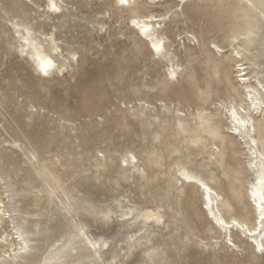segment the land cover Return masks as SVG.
<instances>
[{
    "label": "rangeland",
    "instance_id": "1",
    "mask_svg": "<svg viewBox=\"0 0 264 264\" xmlns=\"http://www.w3.org/2000/svg\"><path fill=\"white\" fill-rule=\"evenodd\" d=\"M34 2L40 3L0 0V197L12 214L2 230L11 231L16 224L36 229L29 238L31 252L21 264L49 261L53 244L71 237L80 222L91 223L87 211L104 210L112 199L120 200L124 211L160 206L163 223L149 224L148 235L142 218L135 221L130 215L120 222L119 209L109 225L91 223V233L110 245L94 264H262L243 233L244 243L232 238L241 245L237 249L210 229L196 186H181L176 173L181 165L198 172L224 198L219 208L227 219L243 210L249 224L254 223L245 199L252 176L246 170L247 148L241 137L228 132L229 119L221 107L245 103L242 85L229 52L211 45L259 49L264 21L255 6L264 11V0L142 1L139 14H161L157 29L182 68L174 82H166L163 63L129 25L130 8L117 6L116 0H66L68 13L53 20L55 25L45 24L43 6ZM182 4L189 7L182 9ZM12 22L31 26L39 38L45 32L54 36L61 49L59 68L66 70L38 76L19 52ZM73 55L77 60L70 59ZM242 58L253 72L255 59ZM209 125L215 126V135ZM14 141L21 146H12ZM129 153L138 159V169L130 167L118 180ZM220 160L227 161L223 171ZM238 170L241 182L235 183ZM52 186L60 187L54 202L62 216L52 214L46 200ZM233 186L241 192L240 206ZM83 198L88 201L80 203ZM229 199L231 210L225 208ZM80 253L76 246L63 261L85 264Z\"/></svg>",
    "mask_w": 264,
    "mask_h": 264
},
{
    "label": "bare ground",
    "instance_id": "2",
    "mask_svg": "<svg viewBox=\"0 0 264 264\" xmlns=\"http://www.w3.org/2000/svg\"><path fill=\"white\" fill-rule=\"evenodd\" d=\"M38 1L40 2L39 4H38V2H34V3L37 6H43V9H44L43 12L47 15L46 19H48V21L45 20V24H48V23H54L55 24V21H53V20L60 21V20L64 19L68 13L69 8L67 6L66 0H56L57 5L61 7V11L56 12V13L50 12L48 10V0H38ZM142 1H144V0H130V3L133 4V6L130 7L131 12L133 14L129 18V25L131 24V26H134L131 22L132 19H138L139 21L142 22V24L145 27L149 28V31L151 32L152 37L155 38V41L157 43L161 39L163 40L164 50L162 51V53H160L158 55L154 51V49L151 47L153 40L148 38L147 36L141 34L139 29L137 28L138 31H136V34L138 35V37L140 39L145 40V42H146L149 50L151 51V53L156 55L159 58V60L163 63V71H164L166 77H167V73H168L169 68H177L181 71L182 68H180V64L176 61V57L173 54H171L167 49L166 37H164L162 33H159V31L157 29L160 27V24H161V22H160L162 19L161 14H156L154 12H147L144 14H139L138 11L142 8ZM145 1H146V3L153 4V3L159 2L161 0H145ZM178 1H186V0H178ZM63 3H65V4H63ZM255 9L258 10L260 17L264 21V11L257 6H255ZM149 17H152L153 19H149ZM12 24L15 28V32H16L17 27H20V28L29 27L33 31V28L31 26H25L24 23L12 22ZM156 25H159V27H156ZM34 33L36 34V32H34ZM42 35H43V37L39 38V40H41V41L44 39L45 36H49L50 34L45 32ZM217 47H219L221 49L220 52H222V53L229 52V55H230L229 58L234 61V63H235L234 66H236L237 64L240 65L239 68H237V67L235 68V72H237V74L239 76L238 82L241 83V85H242V91H241L242 101H244L246 103L247 89H249V88L253 89V91L255 93V98L259 99L260 98V92H261L260 81H261V79H264V76H262V73H261V64H260L262 53H264V38H263V42L261 44V47L257 50H254V51H247L245 48H243L241 46H237V45L231 46L229 49L220 47L219 45H217ZM237 49L241 50V55L236 54ZM243 55H250L252 58L255 59V62H254L255 70L253 72H250L248 70L249 66L246 64L247 62H243V59H244V58H242ZM28 60L31 64V67L34 70V72L38 76L41 77L42 75L36 71L35 66L32 63V61L29 58H28ZM63 67H64V64H63ZM58 71H59V69H58ZM180 71H179L178 75L180 74ZM53 73H54V71H53ZM223 105L227 106L229 111L231 110V107L233 105L237 109H239V107L241 106L240 104H237L234 102L226 103ZM250 108H251V103L248 102L246 104L245 111L247 112ZM225 115L229 119V124L227 125L229 128L230 123H231V117L229 115H227L226 113H225ZM251 115L253 118H255L259 114L257 112H252ZM260 117L264 118V115H261ZM259 121L260 120L256 121L257 128H259V125H260ZM203 122H205V119H203ZM209 126L211 128L210 134L215 135L216 134L215 126H213V125H209ZM229 133L232 135H236L235 133H232V132H229ZM242 140L244 143V148H247L246 155L249 159V161L246 165V170L251 172V175H252L251 179L248 181V184H247L246 189H245V199L251 205L252 215L254 217V223L252 225L249 224V218L247 217V213H245L242 210L237 215L234 213L231 214L230 217L227 219V223L229 225H231L232 219H236L241 224V228H237L235 226L221 227L220 225H218L215 222V220H213L208 215V210L204 207V204L207 203V201L204 199V197L207 196L209 198V200H211L213 210L215 211L218 208L219 209V215L221 217H225L221 213V210L219 208V204H220L219 202L220 201L217 200V197L218 196L220 197V193L214 188V186L211 184V182H209L206 178L202 177L198 172H196V171H194L188 167L187 168L190 170V174L194 175L197 179H200L205 184H207L208 187L211 188V190H212L211 192H205V190L203 188H201L199 184H196L193 181L183 180L182 178H180L177 175V173H176V177H177V181H180L181 186H183L185 184L196 186L197 190L200 193L201 212L203 213V215L207 219L210 220V222L212 224V227L210 228L211 230L216 229L219 232L220 236L224 235V238H227V243H228L229 239H231L232 245H234V247L237 249H240L241 245L237 244L232 238L234 236L238 243H242L243 239H242L241 233H243L245 238H246L247 244H249L250 247L252 248L253 252L256 253L257 252L256 247L258 245H260L262 243V241H264V232L257 231V228H259V225L256 223V221L258 220V213L256 211L255 205L252 203V197L250 194L249 185L254 184L255 181L260 176V171H261L260 157L262 155H264V143H261L260 146L257 148L256 155L253 158L252 151H251V148L249 146L250 140L246 141L243 138H242ZM12 146L16 147V146H21V145L17 141H14L12 143ZM32 155L35 156V161L38 162L36 154L34 152H32ZM132 155H134V154H132ZM213 155H214L213 153L210 154V161H209L210 164L214 163L213 162ZM123 159H122V163H123ZM253 159L255 160V167L250 166L253 162ZM136 160L138 162L137 158H136ZM137 162H136V167H135L134 171L138 169ZM54 163L55 162H53L52 165H54ZM123 166H125V165L123 164ZM182 166L183 165L178 166L177 171ZM130 167H132L131 160H129V164L126 168L121 167L119 169V172L116 175V178L118 180L121 178H125L126 173ZM47 169L49 170V168H47ZM50 172L53 175L55 183L56 184L59 183V180H58L57 176L54 175V172L53 171H50ZM240 173H241L240 170L235 171L233 173L235 183L241 182ZM58 192H60V187H58V188L55 186L50 187L49 190L47 191V194H46V200H47L48 204L53 206L51 213L52 214H59L60 216H62L61 209L54 202V199L58 197V195H57ZM231 193H232V196L234 197V199L236 200V204L238 206H240L241 192L237 188H235V186H233L231 188ZM4 195H6V192ZM73 197L76 198V195L73 194ZM86 201H88V199L83 198L80 203H84ZM6 203L7 202H4V197H0V205L3 206V209H2L3 214L0 215V264H15V263L21 264V259L31 252V246L29 244L30 251L28 253H21L20 248L22 247V241L17 239V234L22 233L23 236L25 237V241L29 243V241H30L29 238L32 236L31 233H35L36 229L34 228V231L22 230L21 227L18 226V224H16L13 226L14 230L13 229L11 231L2 230L3 228H5L4 225L6 224L8 219H10V218L12 219V214L8 213L9 210L6 208ZM92 207H93V204L89 203V208H92ZM157 208L160 209V206L144 207V208H138L136 206H132V207H127V211H124L122 202L120 200H117V199H112L108 203V207L106 209H104V210L101 209L100 211H95L94 209H92V210H88L87 212H88V214H90L92 216L90 222L94 223V222L99 221L98 216H99V213L101 211H103V212L111 211L113 213L115 209H119L121 212V215L126 217V219H122V218L120 219V222L123 223L124 221H126L130 218L129 217L130 215H132L131 218L135 217L136 218L135 221H136L137 219H139L138 216L142 212L154 210ZM142 220L144 222V225L147 227L145 229V232L148 235H150L151 231H149L148 226H149V224L154 223V222L146 221L143 218H142ZM91 223L80 222L76 228L75 233L71 237H69L66 240H62L61 242L53 244L52 250L49 252V258H48L49 262L52 261V262H55L54 264H57V261H63L68 256L69 251L74 250V248H76V246L80 249V251H81L80 256L82 257V259L85 260V262H86L85 264H94L97 262V260L101 259L102 258V252L105 253V251L109 249L110 245L108 244V241L104 240L101 236H94V234L91 233V231L89 230L90 227L92 226ZM103 224L105 226H107L110 224V222L103 223ZM81 226L87 230V235L93 243H99L100 244V247L98 250H93L92 248H90L88 243L79 237V232L77 231V229ZM245 226L247 227V230H244ZM253 232L255 233V235H251V233H253ZM139 238H146V234L141 235ZM37 239H39V238H37ZM133 240L134 239H132V238H131V240L129 239V241H133ZM104 244H107L108 247L105 248ZM5 247H7V249ZM13 252H15L16 255H12ZM257 253H259V252H257ZM106 260H107V258L102 259V261L104 263L106 262ZM119 262H120V264H124V262L121 260H119Z\"/></svg>",
    "mask_w": 264,
    "mask_h": 264
},
{
    "label": "snow or ice",
    "instance_id": "3",
    "mask_svg": "<svg viewBox=\"0 0 264 264\" xmlns=\"http://www.w3.org/2000/svg\"><path fill=\"white\" fill-rule=\"evenodd\" d=\"M117 6L121 8H130L133 6L132 3H130V0H116ZM217 7H222V4L216 5ZM252 5H249L251 7ZM182 9L189 7V5L182 4ZM192 8H204L205 5L200 4H192ZM48 10L50 12L56 13L61 11V7L57 5L56 0H48ZM149 19H153L152 17H149ZM132 24L139 29L140 33L147 36L148 38L153 40V43L151 44V47L154 49V51L159 55L164 50V42L161 39L158 43L155 41V38L152 37L151 32L149 31L148 27H145L141 21L138 19H132ZM156 27H159V25H156ZM252 33H249V36H251ZM16 37L19 41V52L22 56H25L26 58H29L32 63L35 66L36 71L41 74L44 77H48L50 74L53 73L54 70H57L59 68L58 62H57V54L61 52V49L57 47L56 40L54 36H45L44 39L41 41L39 40L38 34H35L31 28L29 27H17L16 28ZM213 49H215L217 52H220L221 49L217 47L215 43L211 45ZM237 55H241V50H236ZM63 59V57H61ZM71 60H77V57L75 55L71 56ZM261 73L262 76H264V53H262L261 60ZM237 68L240 67L239 64L236 65ZM66 68H59V71L63 72ZM179 69L177 68H169L166 82L171 81L174 82L179 78ZM260 98H255V93L253 89H247V97H246V103H242L239 109H237L234 105L231 107V110L229 111L228 107L225 105H221V107L224 109L225 113L231 117V123L228 128L229 132L235 133L237 136H240L241 138L245 139L246 141L250 140V148L252 151L253 158L256 155V150L260 146L261 143H264V120H260V116L264 115V79H261L260 81ZM250 102L251 108L246 112V104ZM257 112L259 115L255 118L252 117L251 113ZM260 120L259 128H257L256 121ZM181 131H183V127L181 126ZM194 143L199 144L200 141L196 140ZM215 147V145H214ZM220 148L216 147V152L220 153ZM33 159H35V156H33ZM214 159H217V157H214ZM129 160H131L132 167L135 169L136 167V156L132 155L131 153L127 154L123 159V164L127 167L129 164ZM260 163H261V171L259 178L255 181L254 184L249 185L250 194L252 197V203L255 205L256 211L258 213V220L256 223L259 225V228H257V231L264 232V155L260 157ZM221 164V170L223 171L224 168L227 165L226 160H220ZM251 167H255V160L253 159ZM177 175L182 178L183 180H189L193 181L196 184H199L201 188L205 190V192H211V188L208 187L207 184H205L202 180L197 179L194 175L190 174V170L186 166H182L178 169ZM230 179V177H228ZM214 194V193H213ZM204 199L207 201V203L204 204V207L208 210V215L215 220V222L220 225L221 227H232L235 226L237 228H241V224L236 220L232 219L231 225L227 223V217H221L219 215V209L213 210L211 200L207 196L204 197ZM217 200L220 202H224L223 197H217ZM231 207H234V205L231 204V200L229 199L228 202L225 203V208L231 210ZM3 206L0 205V215L3 214ZM65 211L71 212L70 208H65ZM113 216V213L111 211L103 212L101 211L98 216L99 222L108 223L111 221V218ZM122 219H126L123 215H121ZM138 218H143L146 221L154 222L156 224H162V210L157 208L154 210H149L146 212H142ZM244 230H247V227L245 226ZM79 232V237L82 238L84 241H86L90 248L93 250H98L100 247L99 243H93L88 235L87 230L84 227H79L77 229ZM251 235H255V233H251ZM17 239L22 241V247L20 248L21 253H28L30 251L29 243L25 241V237L22 233L17 234ZM228 244L232 245V240L229 239ZM104 247L107 248L108 245L104 244ZM256 251L261 254L262 258V264H264V241L260 245L256 247ZM12 255H16L15 252L12 253ZM44 264H50L49 261H44ZM57 264H68L67 261H57Z\"/></svg>",
    "mask_w": 264,
    "mask_h": 264
}]
</instances>
